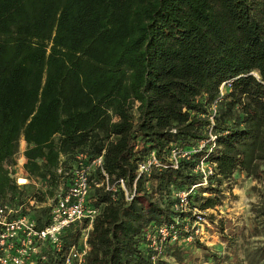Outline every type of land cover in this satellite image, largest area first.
I'll return each mask as SVG.
<instances>
[{"label": "trees", "instance_id": "trees-1", "mask_svg": "<svg viewBox=\"0 0 264 264\" xmlns=\"http://www.w3.org/2000/svg\"><path fill=\"white\" fill-rule=\"evenodd\" d=\"M173 148L191 149L175 167ZM150 151L160 165L138 174ZM79 155H100L114 187L89 171L85 264H223L192 222L213 223L235 173L264 181V0H0V204L52 197ZM177 191L187 210L172 208ZM47 211L33 210L38 226ZM80 225L39 264H60ZM159 227L156 252L144 236Z\"/></svg>", "mask_w": 264, "mask_h": 264}, {"label": "built area", "instance_id": "built-area-1", "mask_svg": "<svg viewBox=\"0 0 264 264\" xmlns=\"http://www.w3.org/2000/svg\"><path fill=\"white\" fill-rule=\"evenodd\" d=\"M224 82L218 86L219 93H222ZM190 150L173 148L170 151L172 166L175 167L180 157H186ZM81 155L77 156V161L70 171L66 186L59 183L56 192L52 197H46L40 205L48 207L47 220L38 226L36 220L31 216L19 213V206L13 208L6 203L0 204V264H39L47 257V251L57 252L61 248L60 234L69 224L78 223L80 225L79 237L75 244L70 245L63 251L60 264H85V256L89 246L87 243L88 231L91 228L96 209L87 204V194L89 190V171L98 166L103 174L104 185L107 189L114 190L113 185L108 187L107 177L101 169V156L93 158L88 163H83ZM160 165L152 151L144 160L138 163L137 173H147L150 166ZM10 168H12L10 166ZM206 164L202 160L196 164L204 178ZM59 172V168L57 169ZM17 185L27 182L24 176L14 177ZM119 186L124 192V198L129 199L122 181L119 179ZM188 191H177L174 193L177 201L172 208L179 210L188 209ZM32 201L30 203L32 204ZM195 208H193V213ZM203 217L197 216L193 222L201 221ZM195 231V230H194ZM165 228L159 227L157 230L146 232L144 238L148 247L159 252V243L164 238Z\"/></svg>", "mask_w": 264, "mask_h": 264}, {"label": "rangeland", "instance_id": "rangeland-1", "mask_svg": "<svg viewBox=\"0 0 264 264\" xmlns=\"http://www.w3.org/2000/svg\"><path fill=\"white\" fill-rule=\"evenodd\" d=\"M18 149L11 171L12 176L16 178L24 176L21 167L24 161L21 155L22 142ZM230 182V191H227V187L224 189L220 204L206 211L207 214H212L213 223H210L206 217H203L201 221L192 222V226L195 227L194 233L199 241L222 256L223 264L261 262L264 256V253L260 255L262 251L264 252V225L262 223L264 218V181L254 179L244 172H237ZM33 184L34 187L44 189L36 181ZM30 201L31 199L20 207L22 214L27 216H32L33 210L41 204L38 201H32L31 204ZM262 206L263 208H261ZM221 223L222 235L226 238H222L218 233V226ZM231 239L233 242H228ZM166 259L171 264H176L171 258L166 257ZM200 264L212 263L207 260Z\"/></svg>", "mask_w": 264, "mask_h": 264}, {"label": "crops", "instance_id": "crops-1", "mask_svg": "<svg viewBox=\"0 0 264 264\" xmlns=\"http://www.w3.org/2000/svg\"><path fill=\"white\" fill-rule=\"evenodd\" d=\"M21 142L23 143V141H22V140H19V147H20V143H21Z\"/></svg>", "mask_w": 264, "mask_h": 264}]
</instances>
